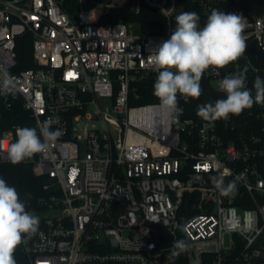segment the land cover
Here are the masks:
<instances>
[{
    "label": "built area",
    "instance_id": "1",
    "mask_svg": "<svg viewBox=\"0 0 264 264\" xmlns=\"http://www.w3.org/2000/svg\"><path fill=\"white\" fill-rule=\"evenodd\" d=\"M187 4L201 27L214 8L242 16L243 57L205 71L210 99L185 102L178 94L182 114H168L158 99L132 103L138 84L158 74L149 56ZM143 6L164 17L160 32L122 20ZM116 12L119 20L103 21ZM27 34L35 66L18 70L17 40ZM245 68L255 95L254 80L264 79V12L240 0H0V69L15 80L0 98L8 108L20 103L38 133L49 118L63 133L20 162L54 180L45 189H59L39 200L41 208L22 201L40 220L20 244L28 264H264V103L213 123L197 115L225 98L220 80ZM98 97L112 105L91 113ZM18 127L0 130V162H9ZM218 177L235 185L234 195L217 190ZM155 227L171 245H160ZM181 239L190 249L173 257Z\"/></svg>",
    "mask_w": 264,
    "mask_h": 264
},
{
    "label": "clouds",
    "instance_id": "2",
    "mask_svg": "<svg viewBox=\"0 0 264 264\" xmlns=\"http://www.w3.org/2000/svg\"><path fill=\"white\" fill-rule=\"evenodd\" d=\"M199 21L200 16L196 12L178 14L170 38L153 49L149 56V63L158 73L153 95L168 114L183 113V109L178 107V94L185 102L201 96L200 82L206 70L222 69L242 58L246 51L243 35L246 25L242 16L214 8L203 27ZM246 72L247 68L220 80L218 88L225 98L199 106L197 115L213 123L238 116L254 104L264 103V79L256 77L253 95L246 87ZM14 88V77L7 70L0 69V94H7ZM52 124L51 118L39 124V133L37 128L18 127L15 142L7 148L9 162L18 164L46 152L63 134L60 129L52 130ZM213 182L222 195H234L235 185H225L223 177ZM39 224V217L26 210L16 188L0 177V264H16V248L24 236L30 237L37 232ZM189 249L187 241L176 240L171 255L178 257Z\"/></svg>",
    "mask_w": 264,
    "mask_h": 264
},
{
    "label": "trees",
    "instance_id": "3",
    "mask_svg": "<svg viewBox=\"0 0 264 264\" xmlns=\"http://www.w3.org/2000/svg\"><path fill=\"white\" fill-rule=\"evenodd\" d=\"M191 5L187 4L185 11H190ZM184 11V12H185ZM122 17L124 21L138 22L140 29L144 33L160 32L163 28L164 17L156 10L147 6H143L139 14L131 11L125 12ZM120 12L103 19L119 20ZM32 36L27 34L17 40L18 66L17 69H26L35 66L33 62ZM158 74H151L146 80L138 84L139 98L132 102L134 104H142L154 102L157 98L153 95V85ZM202 94L198 99L190 98L193 103L206 101L215 95L214 89L210 81L206 78L201 79ZM13 124H20L24 127L34 128L29 113L21 106L20 103L14 102L12 108H8L2 98H0V130H4ZM0 177L6 182L14 186L27 207L41 208L39 200L43 197H49L52 194H59V189L52 185L49 189H45L44 185L53 183V179L47 175H36L31 164L10 162H0ZM16 264H28V258L21 250L20 245L14 252Z\"/></svg>",
    "mask_w": 264,
    "mask_h": 264
},
{
    "label": "water",
    "instance_id": "4",
    "mask_svg": "<svg viewBox=\"0 0 264 264\" xmlns=\"http://www.w3.org/2000/svg\"><path fill=\"white\" fill-rule=\"evenodd\" d=\"M240 1L245 7L256 11L258 15H261L264 12V0H240ZM10 102L11 101H9V103ZM155 232L161 246L171 245L172 237L168 235V233L164 228L155 227Z\"/></svg>",
    "mask_w": 264,
    "mask_h": 264
},
{
    "label": "rangeland",
    "instance_id": "5",
    "mask_svg": "<svg viewBox=\"0 0 264 264\" xmlns=\"http://www.w3.org/2000/svg\"><path fill=\"white\" fill-rule=\"evenodd\" d=\"M96 100H97L96 101L97 103H93L89 107V110H90L91 113H94L95 112V110L97 109V106L98 105L101 106L102 108H104L106 106H111L112 105L111 104L112 99H110V98H100V97H98ZM38 213L35 212V215H37ZM44 213H46V212H44ZM44 213L43 212H40V214H44Z\"/></svg>",
    "mask_w": 264,
    "mask_h": 264
},
{
    "label": "snow or ice",
    "instance_id": "6",
    "mask_svg": "<svg viewBox=\"0 0 264 264\" xmlns=\"http://www.w3.org/2000/svg\"><path fill=\"white\" fill-rule=\"evenodd\" d=\"M204 167L207 168V165H205Z\"/></svg>",
    "mask_w": 264,
    "mask_h": 264
}]
</instances>
